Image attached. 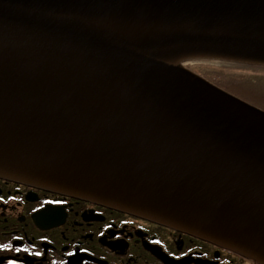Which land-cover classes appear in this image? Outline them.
<instances>
[{"label":"water","instance_id":"obj_1","mask_svg":"<svg viewBox=\"0 0 264 264\" xmlns=\"http://www.w3.org/2000/svg\"><path fill=\"white\" fill-rule=\"evenodd\" d=\"M192 60L264 66V0H0V177L264 264V111Z\"/></svg>","mask_w":264,"mask_h":264},{"label":"flooded vegetation","instance_id":"obj_2","mask_svg":"<svg viewBox=\"0 0 264 264\" xmlns=\"http://www.w3.org/2000/svg\"><path fill=\"white\" fill-rule=\"evenodd\" d=\"M9 260L16 264H263L129 212L0 177V264Z\"/></svg>","mask_w":264,"mask_h":264},{"label":"trees","instance_id":"obj_3","mask_svg":"<svg viewBox=\"0 0 264 264\" xmlns=\"http://www.w3.org/2000/svg\"><path fill=\"white\" fill-rule=\"evenodd\" d=\"M194 68L197 71L195 74L241 100L243 99L240 98L242 96L240 90L248 91V89H254L253 87H256L257 90L264 84V66L237 64L234 67L206 65L194 66ZM237 78L243 79V82H247L248 86L240 89L234 87L232 81Z\"/></svg>","mask_w":264,"mask_h":264},{"label":"rangeland","instance_id":"obj_4","mask_svg":"<svg viewBox=\"0 0 264 264\" xmlns=\"http://www.w3.org/2000/svg\"><path fill=\"white\" fill-rule=\"evenodd\" d=\"M221 66V67H234L236 64L227 62V61H216V60H192L187 63H185V66L188 70L196 73L194 66ZM193 66V67H192ZM234 87H237L238 89L247 87V82H243V79H238L232 81ZM254 89H248V91L240 90L242 96L240 98L243 99V101L249 103L252 106H255L262 111H264V84H262L261 88L259 87L256 90V87H253Z\"/></svg>","mask_w":264,"mask_h":264},{"label":"snow or ice","instance_id":"obj_5","mask_svg":"<svg viewBox=\"0 0 264 264\" xmlns=\"http://www.w3.org/2000/svg\"><path fill=\"white\" fill-rule=\"evenodd\" d=\"M8 264H16V262L13 261V260H9V261H8Z\"/></svg>","mask_w":264,"mask_h":264}]
</instances>
